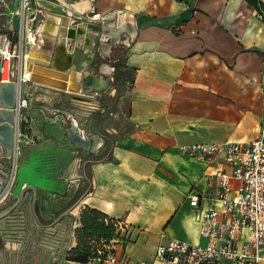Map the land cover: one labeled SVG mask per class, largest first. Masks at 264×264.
<instances>
[{"label": "crops", "instance_id": "1", "mask_svg": "<svg viewBox=\"0 0 264 264\" xmlns=\"http://www.w3.org/2000/svg\"><path fill=\"white\" fill-rule=\"evenodd\" d=\"M44 2L56 16H49L40 38H29L47 48L50 66L67 71L74 68L78 48L84 70L73 71L77 87L64 90L31 80L22 84V93L29 107L51 121L62 118L65 129L84 139V149L62 158L69 160L65 168L77 202L63 210V199L41 206L25 193L0 217V264H68L71 252L105 241L102 234L80 242L78 229L151 225L158 240L151 252L137 257L142 264L159 242L171 236L188 240L169 232L175 223H186L188 206L194 209L191 222L198 225L195 243L202 242L190 196L213 195L217 180L210 173L230 166L224 150L209 164L182 147L247 141L259 131L264 21L255 6L248 0ZM17 8L14 0H0V43ZM84 9L98 11L75 19ZM118 11L129 38L123 48V82L131 88L127 113L118 98L122 82L114 44L100 34L98 18L115 15L109 29L116 31ZM3 155L0 149V160ZM4 164L12 167L10 156ZM15 201L10 193L0 202V215ZM209 202L210 197L202 199L201 207ZM86 207L102 214L87 212L83 221Z\"/></svg>", "mask_w": 264, "mask_h": 264}, {"label": "built area", "instance_id": "2", "mask_svg": "<svg viewBox=\"0 0 264 264\" xmlns=\"http://www.w3.org/2000/svg\"><path fill=\"white\" fill-rule=\"evenodd\" d=\"M58 3H74L78 0H43ZM32 0H21L16 11L21 15V31L3 35L0 43V82L14 81L23 87L31 81L27 65V52L36 45L39 32L28 27L29 13L39 5L33 6ZM257 16L264 21V1L256 9ZM31 31L35 40L28 38ZM11 34L16 38L13 43ZM39 36V37H38ZM264 62V51L262 53ZM261 86L264 90V64L261 71ZM17 104L13 108L17 122L14 124L15 140L11 157V172L0 202L12 191L19 168L20 149L19 119L23 109L29 106L28 99L19 93ZM19 118V119H18ZM260 129L247 141H233L230 144L200 142L184 145L182 151L207 161H216L220 151H225V161L230 171L217 168L210 173V179H216L214 194L193 193L190 203L198 209L197 220L199 234L205 243L185 241L171 236L157 244L150 260L142 264H264V118ZM210 202L201 207L202 199ZM122 227H128L122 224ZM122 227H118L121 229ZM121 237L103 241L94 247L87 259H69L68 264H126V255L119 254Z\"/></svg>", "mask_w": 264, "mask_h": 264}, {"label": "water", "instance_id": "3", "mask_svg": "<svg viewBox=\"0 0 264 264\" xmlns=\"http://www.w3.org/2000/svg\"><path fill=\"white\" fill-rule=\"evenodd\" d=\"M20 1L14 0V4L20 6ZM39 2L43 5H39L35 11L29 13L28 27L31 31L38 30L40 32L42 24L48 21L49 14L57 11L45 4L43 0H39ZM11 21L13 30L20 32L21 15L17 12L13 13ZM28 50L27 68L32 71V77L38 75L41 69H46L45 76L49 77L55 71H67V69L53 68L49 64L31 59L34 51H48L47 48L40 46L39 42L30 46ZM75 51L77 58L73 60V70L80 72L84 70L80 59L82 52L78 48ZM91 78L92 75L87 76V79ZM21 90V85L14 81L0 82V149L4 151L0 160V196L9 183L11 167L4 163L8 161L14 150V124L17 122V116L13 108L18 102ZM64 90L66 89L64 88ZM19 128L21 133L19 144L22 155L19 159L15 184L11 191V194L16 197V201L0 217L19 205L23 201L25 193L41 206L43 203L47 204L48 200L63 199L64 206L61 209L72 208L77 201L71 188V181L68 180V170L65 168L66 162L69 160L63 159L62 161V158L67 153L75 156V151L84 149V139L73 129H65L62 118L57 117L51 121L48 116L42 112L38 113L29 106L23 109L19 119ZM73 142L77 143V147L72 144Z\"/></svg>", "mask_w": 264, "mask_h": 264}, {"label": "rangeland", "instance_id": "4", "mask_svg": "<svg viewBox=\"0 0 264 264\" xmlns=\"http://www.w3.org/2000/svg\"><path fill=\"white\" fill-rule=\"evenodd\" d=\"M38 0H32V5L36 6L38 5ZM94 11L97 12L98 10L95 9H84L83 12H80L79 14L81 17L76 16L75 19L80 20L84 15H90L92 16L94 14ZM71 12V11H70ZM72 13V12H71ZM120 13V11L117 12V14ZM73 14V13H72ZM117 16V30L114 31L113 29H109V27L113 26L114 24V16L113 14H106L104 16H99L98 18H101V32L100 34L102 36L109 35L110 41L114 44L112 47V50H114V53L117 54V65L119 66V72H118V78L117 81L122 82L121 89H119L118 98L121 99V106L124 109V111L127 113L128 109L130 107V85L129 87L124 85L123 78L125 74V66L123 62V57L125 54V51L123 50L124 44L128 42V32L127 27L125 24L122 23L120 14ZM106 19H104V18ZM13 43L16 41L17 37H14L11 34ZM194 216V209L188 206L186 208V211L184 212V217L186 218V223H175L174 226L170 229V235L179 236L182 238H185L186 240H190L192 242H196L197 237L195 235L198 225L195 222H191ZM118 228V227H116ZM115 228V232H116ZM160 233V232H159ZM116 234H118L121 237V244L123 247V253H126V257L130 258V264H139L137 260V257L139 255H147L149 252L152 251V244L157 242L158 240V232L154 231L151 225H139V226H128V227H122L121 229L117 230ZM206 240L203 239L201 242L202 244L205 243ZM122 253V254H123ZM73 254V252H71ZM78 255V254H77ZM76 255H70L68 258H75Z\"/></svg>", "mask_w": 264, "mask_h": 264}, {"label": "bare ground", "instance_id": "5", "mask_svg": "<svg viewBox=\"0 0 264 264\" xmlns=\"http://www.w3.org/2000/svg\"><path fill=\"white\" fill-rule=\"evenodd\" d=\"M85 1V0H84ZM79 3V2H78ZM82 3V2H81ZM80 3V4H81ZM84 5V4H82ZM80 5V6H82ZM79 6V5H78ZM85 6V5H84ZM78 8V7H76ZM82 8V7H81ZM79 9V8H78ZM52 15V16H51ZM49 16L52 18L53 16H56V14H49ZM58 16V15H57ZM45 25V22L42 24L41 27H44ZM59 27V26H58ZM55 28V27H54ZM56 29V28H55ZM58 31V30H57ZM28 36L32 39H34V35L31 31L28 32ZM43 45V44H42ZM29 50H26L27 52V55H29ZM47 52H44V51H34L33 54L31 55V59L32 60H35V61H40L44 64H49L50 62V59H51V54H46ZM28 66V62H27V65L26 67ZM47 70L46 69H41V72L38 74V75H34V77H32L31 73L32 71H30L29 75H30V78L33 79L34 81L36 82H41L45 85H48V86H51V87H58V88H61V89H69L70 86H78L79 83L78 80H76V73H74L72 70L70 71H55L53 73V75H50V77L48 75L45 76V72ZM73 72V73H72ZM78 73V72H77ZM78 76V75H77ZM49 77V78H48ZM80 89V88H79Z\"/></svg>", "mask_w": 264, "mask_h": 264}, {"label": "trees", "instance_id": "6", "mask_svg": "<svg viewBox=\"0 0 264 264\" xmlns=\"http://www.w3.org/2000/svg\"><path fill=\"white\" fill-rule=\"evenodd\" d=\"M252 5L255 6V8H259L260 7V4H261V0H248ZM90 213V212H95V213H100L102 214L101 211L97 210L96 208H93V207H86L85 209H83V212H82V220L84 221L85 220V216H86V213ZM116 227L112 228V227H108V229L106 228H90V229H78L77 231V237H78V240L83 241L84 239H87V238H93V240L95 239L96 236H102V234H104L105 236V241L109 240L112 235H113V231L115 230ZM108 231V232H107ZM105 232H107V234H105ZM97 244H100V243H91V244H88L87 246H85L83 249H82V253L80 252L78 255L76 254L77 257L75 258H68V259H87V257L91 254L92 250L94 249L95 246H97ZM70 255H73V254H69Z\"/></svg>", "mask_w": 264, "mask_h": 264}]
</instances>
